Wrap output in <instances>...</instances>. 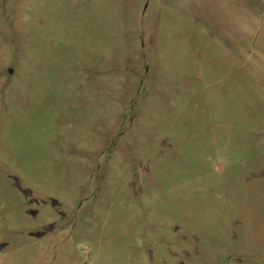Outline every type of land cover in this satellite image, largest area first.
Instances as JSON below:
<instances>
[{
    "label": "rangeland",
    "instance_id": "1",
    "mask_svg": "<svg viewBox=\"0 0 264 264\" xmlns=\"http://www.w3.org/2000/svg\"><path fill=\"white\" fill-rule=\"evenodd\" d=\"M0 264H264V0H0Z\"/></svg>",
    "mask_w": 264,
    "mask_h": 264
}]
</instances>
